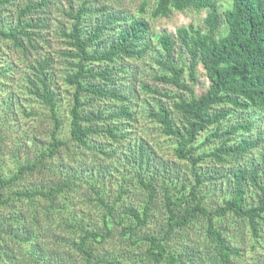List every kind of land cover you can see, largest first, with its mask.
Listing matches in <instances>:
<instances>
[{
  "label": "trees",
  "instance_id": "trees-1",
  "mask_svg": "<svg viewBox=\"0 0 264 264\" xmlns=\"http://www.w3.org/2000/svg\"><path fill=\"white\" fill-rule=\"evenodd\" d=\"M49 1H30L19 9L14 25L0 26V36L29 57L37 49L38 28L48 25L39 16L26 17L46 8ZM13 3L0 0V9ZM149 3L141 0L138 16L90 0L66 12L72 22L60 29L68 46L61 52L63 81L74 91L68 140L59 135L63 121L52 58L35 60L30 67L34 74L28 80L30 92L50 107L53 128L45 149L13 175H4L0 161V259L5 254L14 258L7 238L17 250L29 245L26 251L32 259L42 254L39 224L35 228L30 224L38 222L37 215L32 213L28 223L24 213L4 217L1 212L12 205L13 196L49 199L45 216L50 226L56 198L84 178L104 212L99 228L87 226L76 215L65 222V229L77 235L71 264H239L248 234L254 250L264 241V0H232L224 10L220 0H157L153 18L169 17L173 11H208L204 29L181 26L175 33H161L157 46L150 21L142 15ZM150 53L158 65L152 78L180 91L164 92L139 79L137 63ZM200 63L209 87L196 95L185 77L197 81ZM141 92L158 98L147 116L175 141L179 163L160 157L147 141L132 142L129 128L138 121ZM71 143L85 155L77 157ZM64 149L72 161L64 165V178L57 185L4 196L27 173L51 169L54 158L61 162ZM89 151L99 160L91 168H97L95 174L101 177L110 173L113 158L122 161L124 182L147 193L143 203L118 209L129 185H121L112 202L103 197L102 184L97 188L91 174L82 173L88 170ZM215 191L222 192L221 200H209ZM157 203L164 210L163 224L157 231L141 233L156 214ZM115 238L121 244L107 248Z\"/></svg>",
  "mask_w": 264,
  "mask_h": 264
},
{
  "label": "rangeland",
  "instance_id": "rangeland-1",
  "mask_svg": "<svg viewBox=\"0 0 264 264\" xmlns=\"http://www.w3.org/2000/svg\"><path fill=\"white\" fill-rule=\"evenodd\" d=\"M30 1L39 0H14L12 5L0 9V26L6 28L9 25H14L19 9L26 6ZM85 1L50 0L46 8H41L38 12L28 14L27 19L34 18L36 20L39 16L45 19L48 25L38 28L40 37L34 40L37 49L33 50L31 54L29 52V57L17 51L10 40L0 36V161L6 177L13 175L19 165L35 160L37 155L42 149H45L51 140L50 134L53 128V119L50 107L42 103L38 97L30 92L28 80L30 77H34L30 67L34 65L35 60H42L45 57L52 58V70L59 97L58 112L63 121L59 135L66 140L70 137L69 109L74 91L73 88L68 87L63 81L66 68L61 52L68 46L66 40L60 35V29L72 22L66 12L71 8L74 10L78 9ZM90 1L95 4H108L134 16H138L141 13V0ZM156 1L149 0V6L142 14L150 21L154 46L159 45L156 37L161 33H175L181 26L205 28L207 10L173 11L169 17L153 18L151 11ZM220 2L222 10L232 4V0H220ZM153 58V53H150L137 63L139 79L149 82L153 87L164 92L172 91L175 93L180 91L170 85L159 83L152 78V73L158 69V65ZM197 77L198 80L193 81L186 74L185 81L194 87L196 95H201L209 87V80L201 63L197 66ZM158 97L160 98L161 96ZM161 99L167 102L168 105L172 104V100L166 97H161ZM138 102L140 104L138 106L140 113H138V121L129 128L133 132L132 142L141 139L147 141L153 145L160 157L170 160L171 163H179L173 150L175 141L164 135L157 124L147 116L148 108L157 104L159 102L158 98L153 94L141 92ZM203 139L204 135H201L200 141ZM70 147L76 150L77 157L85 155L82 151L80 152V149L75 144L71 143ZM62 152L63 160L61 162L57 160L58 158H54L50 161L51 169L41 168L27 173L22 180L5 190L4 196L7 197L14 190H47L51 185H57L64 178V165L72 161V156L68 150L64 149ZM86 155L85 164L88 170L82 173H90L91 177L97 182V185H95L97 188L99 184H102L101 194L103 197L112 202L117 197L121 185H129L125 197L118 203V209L121 210L122 206L129 203L135 205L143 203L147 193L132 184L130 185V183L124 182L123 173L125 167L122 165V161H117V158H113L110 173L106 177H101L99 176L100 173L95 174L97 168H95V171L91 168L99 164L98 158L93 155L92 151L87 152ZM183 166L185 167L184 164ZM221 193L220 191H215L212 196H209V200H221ZM13 199L12 205L4 207L1 212L4 217L20 214L21 217H24V213L28 223L33 219L32 213L37 215L38 222H31L30 224H33L34 228L39 224L40 231L39 227H37L36 230L38 231L36 233L38 243L42 247V254H38V260L32 259L28 251H26L29 245H24V247L17 250V247L12 245L13 241L7 238L6 241L11 251L10 257L14 258L10 259L5 254L6 256L0 259V264H71L74 260L71 257L76 255L73 240L77 235L65 229L67 219L71 218V215H76L77 218H84L89 227L99 228L102 225L104 209L98 201L91 184L85 178L78 183L76 188L73 190L68 189L56 198L57 209L55 208L53 211L52 224L50 226H46L48 224L45 216L46 209L50 207L49 199L35 197L34 200H28L16 196H13ZM65 205H68L69 209H65ZM163 214L164 210L161 203H157L156 214L153 216L151 223L141 233L157 231L164 222ZM41 224H44V226ZM115 239V242L105 246L112 248L113 244L120 245L119 239ZM252 243V237L248 234L244 243L243 257L239 264H264V241L255 250L251 247Z\"/></svg>",
  "mask_w": 264,
  "mask_h": 264
}]
</instances>
